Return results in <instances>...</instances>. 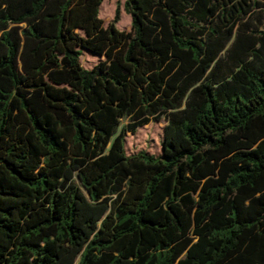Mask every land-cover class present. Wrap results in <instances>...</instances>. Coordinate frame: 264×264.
<instances>
[{"label":"trees","instance_id":"obj_1","mask_svg":"<svg viewBox=\"0 0 264 264\" xmlns=\"http://www.w3.org/2000/svg\"><path fill=\"white\" fill-rule=\"evenodd\" d=\"M102 1L0 0V264H264V0Z\"/></svg>","mask_w":264,"mask_h":264},{"label":"rangeland","instance_id":"obj_2","mask_svg":"<svg viewBox=\"0 0 264 264\" xmlns=\"http://www.w3.org/2000/svg\"><path fill=\"white\" fill-rule=\"evenodd\" d=\"M124 0H103L99 8V17L103 20L104 25H107L113 18L116 4L120 6V19L117 22V27L121 30H131V17L127 14L123 8ZM251 26H255L258 30H264V6L253 13V15L247 18ZM236 36V32L233 33L232 39L226 45L225 49L221 52V56L224 57L226 49L230 46L233 39ZM96 62V58L90 55L83 54L82 63L90 67ZM126 120H122L125 123ZM165 120L152 121L149 124L141 127L135 134H127L126 146L129 152H134L139 149H146L151 153L159 152V142L162 137L163 125Z\"/></svg>","mask_w":264,"mask_h":264}]
</instances>
